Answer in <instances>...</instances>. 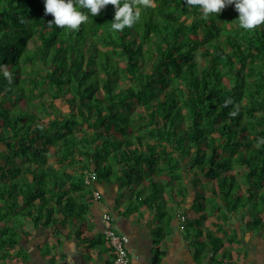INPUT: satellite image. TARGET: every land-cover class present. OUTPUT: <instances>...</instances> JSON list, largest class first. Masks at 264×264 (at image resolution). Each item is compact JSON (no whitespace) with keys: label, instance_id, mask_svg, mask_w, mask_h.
<instances>
[{"label":"trees","instance_id":"obj_1","mask_svg":"<svg viewBox=\"0 0 264 264\" xmlns=\"http://www.w3.org/2000/svg\"><path fill=\"white\" fill-rule=\"evenodd\" d=\"M140 11L122 32L112 5L66 31L44 0H0V264L26 261V225L59 241L85 221L91 170L157 213V245L169 204L195 195L182 209L197 264H237L232 216L264 230V25L240 28L234 4L207 20L186 0Z\"/></svg>","mask_w":264,"mask_h":264},{"label":"crops","instance_id":"obj_2","mask_svg":"<svg viewBox=\"0 0 264 264\" xmlns=\"http://www.w3.org/2000/svg\"><path fill=\"white\" fill-rule=\"evenodd\" d=\"M89 189L93 199L89 201L86 219L76 225L68 226L59 235V241L43 229H34L26 225L31 232L28 241H21L27 254L26 261L20 264H112L113 252L105 238L103 216L111 214L117 230L130 238L129 253L132 264H154L157 248L166 253L159 264H197L194 260V249L186 238L181 222L183 213L190 210L195 195L187 197L185 206L177 211L169 226V232L160 244H155L153 228L159 219L157 213L145 207L132 206L128 191L120 183L106 184L95 181ZM99 191L102 197L93 195ZM172 205V202L169 204ZM247 222L240 217H231L228 234L236 232L238 239L227 247L233 252L237 264H264V230H250ZM102 237L103 244L95 246V240ZM58 241V242H57ZM15 260V259H14Z\"/></svg>","mask_w":264,"mask_h":264},{"label":"clouds","instance_id":"obj_3","mask_svg":"<svg viewBox=\"0 0 264 264\" xmlns=\"http://www.w3.org/2000/svg\"><path fill=\"white\" fill-rule=\"evenodd\" d=\"M190 8H198L201 18L207 20L210 15H220L229 5H235L239 13L237 19L239 27L252 31L264 25V0H186ZM108 5L115 7L114 20L111 22L113 32H122L133 27L140 19V9L154 5V0H44L45 15H51L53 20L48 21L49 27L53 25L66 31H79L81 25L87 23L89 13L98 16L102 9ZM87 10V12L82 11ZM3 76L8 83H12V74L4 66ZM230 101L225 102V107ZM238 115V110L229 113L230 117ZM264 146V137L259 138L256 147Z\"/></svg>","mask_w":264,"mask_h":264},{"label":"built area","instance_id":"obj_4","mask_svg":"<svg viewBox=\"0 0 264 264\" xmlns=\"http://www.w3.org/2000/svg\"><path fill=\"white\" fill-rule=\"evenodd\" d=\"M97 180V172L91 170L87 172L86 184L92 185ZM96 199H100L102 195L99 191L93 193ZM187 221L186 216H181V222L185 223ZM103 222L105 226V238L108 242L112 252H113V261L112 264H132L131 256L129 253V243L130 238L117 230L115 227L113 217L111 214L106 213L103 216Z\"/></svg>","mask_w":264,"mask_h":264},{"label":"rangeland","instance_id":"obj_5","mask_svg":"<svg viewBox=\"0 0 264 264\" xmlns=\"http://www.w3.org/2000/svg\"><path fill=\"white\" fill-rule=\"evenodd\" d=\"M178 209L179 208H178L177 204L174 201H172V205L169 206V210L171 211V213H173V214L176 213L178 211ZM191 213H195V212L192 210ZM195 214H197V213H195ZM30 226L32 227V225H30Z\"/></svg>","mask_w":264,"mask_h":264}]
</instances>
